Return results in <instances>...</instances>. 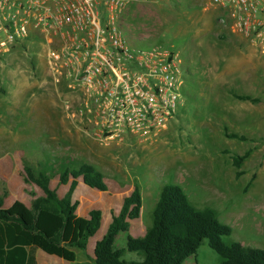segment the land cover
<instances>
[{"label": "rangeland", "instance_id": "374dc122", "mask_svg": "<svg viewBox=\"0 0 264 264\" xmlns=\"http://www.w3.org/2000/svg\"><path fill=\"white\" fill-rule=\"evenodd\" d=\"M119 22L134 46L160 43L181 52L187 96L177 115L150 139L96 142L67 116L63 101L69 97L49 80L43 45L26 42L0 53V196L5 205L14 199L28 205L41 194L24 180L23 166L49 174V185L59 197L67 189L57 182L64 165L89 163L106 184L105 191H97L78 178L70 195L76 214L100 210V226L87 248L73 262L37 250L38 259L47 261L40 264L92 263L94 241L134 184L141 208L129 221L130 235L143 234L159 187L171 182L192 205L212 208L230 226L224 241L264 250V53L218 24L202 0L128 5ZM232 93L256 100H238ZM232 133L244 140L227 136ZM245 151L239 164L232 165V157ZM123 244L119 233L115 245ZM122 258L139 260L141 255L124 251ZM182 264H220V258L202 240Z\"/></svg>", "mask_w": 264, "mask_h": 264}, {"label": "built area", "instance_id": "2783aa9c", "mask_svg": "<svg viewBox=\"0 0 264 264\" xmlns=\"http://www.w3.org/2000/svg\"><path fill=\"white\" fill-rule=\"evenodd\" d=\"M157 0H0V53L44 46L49 80L67 116L100 144L150 139L177 115L181 52L134 46L120 26L128 5ZM216 21L264 53V0H202Z\"/></svg>", "mask_w": 264, "mask_h": 264}, {"label": "trees", "instance_id": "16d2710c", "mask_svg": "<svg viewBox=\"0 0 264 264\" xmlns=\"http://www.w3.org/2000/svg\"><path fill=\"white\" fill-rule=\"evenodd\" d=\"M181 96H187L182 88ZM232 96L256 100L246 94ZM227 136L244 140L236 133ZM246 154L232 157V165L237 166ZM23 172L24 180L33 183L41 194L28 205L17 199L5 205L0 196V264H35V250L73 262L99 228L101 214L99 209H90L86 216L76 214V201H71L70 195L78 178L88 188L105 191L102 173L86 162L71 168L62 166L56 173L57 182L66 184L67 189L59 197L50 187V175L45 171L34 172L23 166ZM140 208L141 194L134 184L121 199L117 212L110 211L103 234L93 244L92 264H182L202 240L219 256L220 264H264V250L224 241L230 226L219 221L212 208L192 205L176 183L159 187L150 224L141 236H132L127 232L129 221L139 216ZM119 233L124 234L120 247L115 245ZM124 251L139 253L141 259L125 260Z\"/></svg>", "mask_w": 264, "mask_h": 264}, {"label": "crops", "instance_id": "0c3cea01", "mask_svg": "<svg viewBox=\"0 0 264 264\" xmlns=\"http://www.w3.org/2000/svg\"><path fill=\"white\" fill-rule=\"evenodd\" d=\"M82 216H86V215H82ZM139 236H141V235H139ZM100 238V237H99ZM98 238V239H99ZM88 241V240H87ZM95 242V241H94ZM85 248H87V247H85ZM92 248H93V246H92ZM42 252V251H41ZM45 254V253H44ZM37 255H38V253H37V250H35V252H34V258H35V264H40V262L42 261V262H47L46 260H44V259H38V257H37ZM52 256V255H51ZM60 259V258H59ZM62 260V259H61ZM64 261V260H63ZM75 261V260H74ZM56 262H61V261H56ZM83 264H92V263H83Z\"/></svg>", "mask_w": 264, "mask_h": 264}]
</instances>
